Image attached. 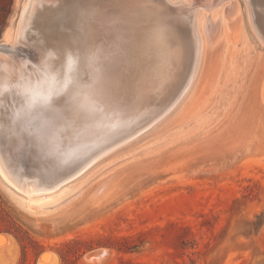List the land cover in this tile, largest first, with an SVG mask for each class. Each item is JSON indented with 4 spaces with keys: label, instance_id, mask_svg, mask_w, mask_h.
<instances>
[{
    "label": "rangeland",
    "instance_id": "obj_1",
    "mask_svg": "<svg viewBox=\"0 0 264 264\" xmlns=\"http://www.w3.org/2000/svg\"><path fill=\"white\" fill-rule=\"evenodd\" d=\"M38 1L0 0L14 63H39L37 47L81 51L103 11L150 9L183 65L135 105L126 79L67 142L62 96L35 110L0 98V264H264V0H45L33 15Z\"/></svg>",
    "mask_w": 264,
    "mask_h": 264
},
{
    "label": "bare ground",
    "instance_id": "obj_2",
    "mask_svg": "<svg viewBox=\"0 0 264 264\" xmlns=\"http://www.w3.org/2000/svg\"><path fill=\"white\" fill-rule=\"evenodd\" d=\"M44 1L45 0H42L40 2L38 1L39 2L38 5H35V7H36L35 11L32 10L33 15H34V13H36V11L38 9H40L39 6L41 7L42 6L41 3H44ZM30 2H31V0H30ZM80 7H82V6L81 5L78 6L79 9H80ZM96 7H97V5H96ZM30 9H31V7H30ZM55 9H57V8H55ZM132 10H130V11L112 10V9H109V11L101 10V13H102V11H103V13L105 12V14L103 15L104 16V19H103L104 23L101 24V26H99L100 29H98L97 31L95 30L94 33L90 31V33L86 35L85 39H84L85 35H83V37H82V35H79L80 33L78 32V29L77 28H76L77 30L75 29L77 31V34L82 37V40H81L82 43H79V45L81 44V46L83 48L81 51L76 50V49H73L70 51L73 52L79 58L80 64H79L78 70L73 75L75 82L72 81L71 84H73V82H74V84L72 86L67 87L68 89H65L68 91V96H66V97L62 96V101L58 104V106H57L58 108H57V111L55 113V115H56L55 120H56L58 127L60 129V136L63 137L62 138L63 141H64V138H67V137L70 138L71 136H75V134H77L79 131H81L82 127L85 126V121H87V125H88L89 121H91L90 118L93 117V119H94V112L95 113L99 112V110L101 109V108L98 109L97 105L100 107L103 104H107L110 106V104L113 103L112 101L114 99H116L117 95L120 93L121 88H122L126 79H130V83L132 86L131 88H133L135 91V93L133 94L134 95L133 98H135V100L133 101L131 99L133 102L131 100H129L133 103V105H135L138 103L139 100L149 101L151 99L157 98L164 91L168 81L174 77V74H176L177 72L180 71V69L183 65L182 51H179L181 49L177 50L178 47H177V49L171 48L169 46V44L167 43L168 41L166 42L165 33L163 32V27L161 26L160 23L158 24L156 13L155 12L150 13L151 10L148 9L147 10L148 15H146L144 13H137L131 19L129 14H130V12H132ZM69 11H71V10H69ZM29 12H30V10H29ZM29 12L27 11V13H29ZM71 12H72L71 13V15H72L73 11H71ZM74 12H76V10ZM86 12H87V10H86ZM68 13H70V12H68ZM23 14L25 16L26 12L22 13V15ZM97 14H96V16H97ZM26 16H27V14H26ZM75 17H76V15H75ZM21 18L24 19V17H21ZM113 18H117V19H113ZM33 19H36V17ZM160 21H162V20H160ZM28 22H29V20H28ZM28 22H26V23L28 24ZM63 22H64V20H63ZM169 22H171V24H172L173 21H169ZM22 23H23V20L21 21V24ZM166 23H167V21H166ZM27 24H26V26H27ZM81 24H82V22H81ZM168 24H170V23H168ZM196 24H198V23H196ZM77 25L75 24L74 26H77ZM98 25H100V24H97L95 26L97 27ZM23 26H24V24H23ZM21 27H22V25H21ZM79 27H80V25H79ZM87 27L88 26H86V28ZM63 28H61V29H63ZM89 28H90V26L87 29H89ZM97 28L94 27V29H97ZM20 30H21V28H20ZM76 31H75V33H76ZM86 31L87 30H85V33H86ZM101 31H104V32L108 31L109 34H111L112 39L110 38V36L109 37L107 36L108 38L104 37V38H107V40H104V38L100 39L101 36H99V35L101 34L100 33ZM108 32H106V33H108ZM50 34L52 35L51 36L52 40H54L53 38L55 37V35H53L52 32ZM103 35H104V33H103ZM106 35H108V34H106ZM63 36H65V35H63ZM19 38H20V36H19ZM21 38H23V37L21 36ZM109 38L111 39V42L113 40L112 47H113V49H116L119 51V52H117V55L120 56V60L118 57L117 60L115 61V63H114V61H112L114 64H116V65L113 64L114 66H112V67L109 66V62H108L109 60L107 61V59H110V58H107V56H106V55L110 54V52L105 53L106 51L104 49H106V48H104V47H106V46L102 43L103 40L109 43ZM55 39H56V37H55ZM79 39H81V38H79ZM79 39H78V41H79ZM170 39H172V38L170 37ZM122 44H124L126 47L125 46L121 47ZM0 46H2V45H0ZM60 46H61V51H63L62 52L63 54L61 53V51L59 53L62 54V56H64L66 53V51H65L66 47H63L62 44H60ZM46 48H47V51L49 49L55 50V48H53V47L47 46ZM57 48H59V47L57 46ZM37 49H38L39 57L42 58L45 55L44 49L42 47L41 48L37 47ZM194 50H195V48H194ZM35 56L36 55H34V57ZM110 56L111 55H109V57ZM116 56H114V59H116ZM56 62H58V61H56ZM110 62H111V60H110ZM58 63H57V67L62 66L61 63H59V64ZM196 67H197V61H196V63H194V67L192 66V68L189 69V71H191V73H189L190 75L188 76V81H187L185 86H187L190 83V80L192 79V76L194 74ZM101 71H102V74L105 76V78L108 80V82H107V84H108V96H107V99L103 102H100L94 98L92 83H91L95 79L97 74H99ZM86 77H87V79H86ZM63 90L61 89L60 91H63ZM126 98L128 100V97H126ZM60 100H61V98H60ZM176 100H178V99H176ZM119 102H120V100H119ZM55 104H57V102ZM133 105H131V106H133ZM49 106H51V105H49ZM128 108L129 107L124 109L125 110L124 114H126V115H128V113L130 112V109H129V112L126 113V110ZM130 108H132V107H130ZM137 108H138V106H137ZM145 109H147V108H145ZM40 110H43V109H40ZM114 110H115V108H114ZM50 118H52V116ZM54 125H56V124H54ZM3 126L5 128V125H3ZM0 128H1V126H0ZM113 130H115V129H112L111 132ZM60 136L58 137L59 141H60ZM54 139H55V137H54ZM58 139L56 138L57 141H58ZM74 139H73V141H74ZM59 141L57 143H60ZM63 141H61V142L63 143ZM5 142H6V140H5ZM69 142L70 143H67V144H71V141H69ZM61 144H58V145H61ZM74 145H77V144L75 143ZM62 146H63V144H62ZM67 147H69V146H67ZM108 147H110V146H108ZM54 149L56 150L57 148L55 147ZM58 149L60 150V148H58ZM50 150H52V148ZM104 150L105 149H103V151ZM101 152H102V150H101ZM46 154H48V153H46ZM96 155H97V153L95 154V156ZM93 157L94 156H92V158ZM92 158H90V159H92ZM1 159H0V161H2L4 163L5 161H3ZM87 161H89V160H87ZM2 162H0L1 167H2V165H1ZM3 170H4V168H3ZM7 170H5V172ZM19 188H21V187H19ZM44 189L45 188L43 187L42 190H44ZM2 238L3 237L1 236L0 240Z\"/></svg>",
    "mask_w": 264,
    "mask_h": 264
},
{
    "label": "clouds",
    "instance_id": "obj_3",
    "mask_svg": "<svg viewBox=\"0 0 264 264\" xmlns=\"http://www.w3.org/2000/svg\"><path fill=\"white\" fill-rule=\"evenodd\" d=\"M59 54L49 49L39 63L30 59L13 62L7 53H0V98L14 94L25 109L35 110L51 103L61 89H67L80 60L71 51L64 55L62 70L56 66Z\"/></svg>",
    "mask_w": 264,
    "mask_h": 264
},
{
    "label": "snow or ice",
    "instance_id": "obj_4",
    "mask_svg": "<svg viewBox=\"0 0 264 264\" xmlns=\"http://www.w3.org/2000/svg\"><path fill=\"white\" fill-rule=\"evenodd\" d=\"M117 19V18H113ZM95 24H103L104 21L100 17H96L95 20L93 21ZM87 79V77H86ZM92 83V89H93V95L94 98L100 102H103L107 99L108 96V84L105 76L103 74H97L95 79L91 82ZM61 96H68V91L63 90V91H58L56 94V98L51 101V103L47 105H55L56 99Z\"/></svg>",
    "mask_w": 264,
    "mask_h": 264
}]
</instances>
